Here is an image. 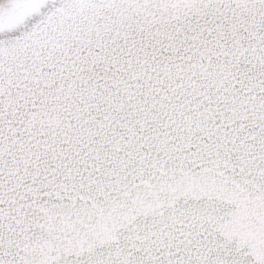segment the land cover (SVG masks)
Returning a JSON list of instances; mask_svg holds the SVG:
<instances>
[{"label": "snow or ice", "instance_id": "6c2138e0", "mask_svg": "<svg viewBox=\"0 0 264 264\" xmlns=\"http://www.w3.org/2000/svg\"><path fill=\"white\" fill-rule=\"evenodd\" d=\"M33 26L53 55L0 51V264H264V0H45L0 37Z\"/></svg>", "mask_w": 264, "mask_h": 264}, {"label": "water", "instance_id": "95a60500", "mask_svg": "<svg viewBox=\"0 0 264 264\" xmlns=\"http://www.w3.org/2000/svg\"><path fill=\"white\" fill-rule=\"evenodd\" d=\"M44 2L45 0H0V33L13 31L18 27L22 28L33 15L40 13L41 4ZM34 32L35 26H33L32 31L23 32L20 39L11 42L0 37V51L12 53L21 49L23 44L31 42L35 48L43 49L47 56L53 55L54 51L48 42L42 37L37 39ZM76 40L81 42L84 40L79 29H73L71 33L63 34L61 47L70 48Z\"/></svg>", "mask_w": 264, "mask_h": 264}]
</instances>
